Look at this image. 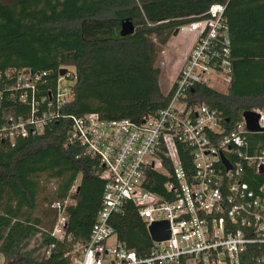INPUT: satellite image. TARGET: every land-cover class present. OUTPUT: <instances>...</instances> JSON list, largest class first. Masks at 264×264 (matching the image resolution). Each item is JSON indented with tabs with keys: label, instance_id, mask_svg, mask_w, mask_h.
I'll return each mask as SVG.
<instances>
[{
	"label": "trees",
	"instance_id": "trees-1",
	"mask_svg": "<svg viewBox=\"0 0 264 264\" xmlns=\"http://www.w3.org/2000/svg\"><path fill=\"white\" fill-rule=\"evenodd\" d=\"M214 4L226 6L232 82L225 93L195 86L187 93L189 100L232 121L244 112L264 110V0H0V124L8 109L23 107L5 89L10 84L6 73L23 69L51 72L46 87L56 85L61 68L74 69L69 79L73 100L62 109L64 115L98 114L137 123L155 115L174 92L161 90L158 55L177 30ZM126 19L135 33L122 37ZM70 125L60 119L42 135L0 144V254L6 261L70 264L66 255L74 245L89 241L105 182L96 161L85 157L80 145L67 143ZM180 157L190 170L183 146ZM42 177L57 182L54 191ZM77 181L74 204L65 210L70 241L59 240L51 235L58 219L53 205L64 203ZM146 187L163 195L160 185ZM112 224L127 249L149 255L153 242L133 205L125 206ZM51 246L50 256L42 255Z\"/></svg>",
	"mask_w": 264,
	"mask_h": 264
},
{
	"label": "built area",
	"instance_id": "built-area-1",
	"mask_svg": "<svg viewBox=\"0 0 264 264\" xmlns=\"http://www.w3.org/2000/svg\"><path fill=\"white\" fill-rule=\"evenodd\" d=\"M225 11V5L214 4L178 30L191 43L172 84L173 97L139 123L62 114L73 100L72 71L67 68L60 69L67 72L61 76L59 71L54 87H46L51 72L6 73L10 84L5 89L23 107L5 112L0 144L37 137L52 123L67 119V143L80 145L83 155L96 161L105 182L89 241L74 245L66 255L70 264H264V139H258L264 137V110L247 111L259 117L261 131L252 133L245 112L232 121L187 95L195 86L225 93L221 89L227 91L232 82ZM64 79L71 82L67 88L61 86ZM181 146L189 153L190 170L183 167ZM150 182L160 185L163 195L147 189ZM77 191L78 181L64 203H54L58 219L52 237L70 241L65 210L74 204ZM128 204L148 232L154 224H169L170 238L152 241L146 257L127 249L113 227L112 218ZM51 248H44L42 255L49 257Z\"/></svg>",
	"mask_w": 264,
	"mask_h": 264
},
{
	"label": "rangeland",
	"instance_id": "rangeland-1",
	"mask_svg": "<svg viewBox=\"0 0 264 264\" xmlns=\"http://www.w3.org/2000/svg\"><path fill=\"white\" fill-rule=\"evenodd\" d=\"M12 1V0H8ZM189 42L187 36L182 33L180 36H176L170 40L169 44L164 47L160 54L158 55L156 67L160 71V86L163 93L166 95L172 87L173 82L177 79V70H179L180 65L184 62L186 55L188 54ZM68 70L73 72V68L68 67ZM71 82L64 79L62 82V88H67ZM221 91L226 92L223 88ZM44 186L49 190L54 191L57 182L53 179H47L42 177ZM33 243L32 246L33 247ZM6 259H0V264H5Z\"/></svg>",
	"mask_w": 264,
	"mask_h": 264
},
{
	"label": "water",
	"instance_id": "water-1",
	"mask_svg": "<svg viewBox=\"0 0 264 264\" xmlns=\"http://www.w3.org/2000/svg\"><path fill=\"white\" fill-rule=\"evenodd\" d=\"M178 32L179 31L177 30L174 33V37L178 35ZM134 33H135L134 23L130 19L124 20L121 24L120 35L122 37H127V36L133 35ZM66 72H67L66 69H62L60 71V75L65 76ZM244 118L247 123V128L250 132L256 133V132L261 131L258 127L259 117L256 114L251 113V112H245ZM168 230H169V224L167 222L157 223V224L152 225L149 228V234H150L152 241L162 242L170 238V232ZM15 262L16 260L6 261L5 264H15Z\"/></svg>",
	"mask_w": 264,
	"mask_h": 264
},
{
	"label": "crops",
	"instance_id": "crops-1",
	"mask_svg": "<svg viewBox=\"0 0 264 264\" xmlns=\"http://www.w3.org/2000/svg\"><path fill=\"white\" fill-rule=\"evenodd\" d=\"M187 39H188V42H189V48H188V50L190 49V43H191V41H190V38L189 37H187ZM189 52V51H188ZM184 61V60H183ZM183 64V63H182ZM182 64L180 65V67H179V69L181 68V66H182ZM177 74H178V70H177ZM149 233V232H148ZM150 235V234H149ZM151 238V237H150ZM152 240V239H151Z\"/></svg>",
	"mask_w": 264,
	"mask_h": 264
}]
</instances>
